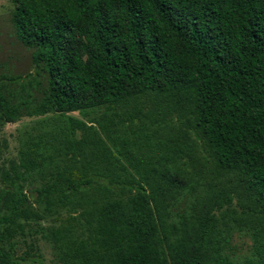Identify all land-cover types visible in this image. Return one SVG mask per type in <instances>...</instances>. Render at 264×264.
Masks as SVG:
<instances>
[{
    "label": "trees",
    "instance_id": "1",
    "mask_svg": "<svg viewBox=\"0 0 264 264\" xmlns=\"http://www.w3.org/2000/svg\"><path fill=\"white\" fill-rule=\"evenodd\" d=\"M10 1L46 84L24 111L0 86L2 118L104 106L129 129L111 149L81 122L71 166L35 189L45 210H67L47 232L57 264H236L214 250L215 211L235 197L264 251V0ZM182 161L190 181L207 176L208 208L173 221ZM21 179L15 166L2 173L0 264H42L15 255L44 216Z\"/></svg>",
    "mask_w": 264,
    "mask_h": 264
},
{
    "label": "rangeland",
    "instance_id": "2",
    "mask_svg": "<svg viewBox=\"0 0 264 264\" xmlns=\"http://www.w3.org/2000/svg\"><path fill=\"white\" fill-rule=\"evenodd\" d=\"M12 7L10 0H0V86L9 103L20 105V111H24L21 101L38 103L46 81L44 72L34 66L32 49L21 44L16 37L10 19ZM108 112L104 106L66 114L47 112L26 115L21 112L15 121L7 122L0 111V187L3 184L2 173L11 171L15 166L22 175L21 185L30 195L32 205L44 215L37 221H31L24 235L15 238V255L34 251L41 255L42 264H57L55 249L47 232L67 215V210H45L44 202L35 201L34 191L44 180L43 176L71 166L73 150L67 148L85 134L81 122L94 127L106 145L114 149L112 141L115 139L119 143L121 140H117L118 136L128 133L129 129L126 123H119L120 118L108 115ZM153 141L155 138H151L148 144L144 142L143 152L148 153L153 149ZM36 147L37 153H33L31 149ZM184 162H180V194L171 205L173 221L179 220L182 214L188 215L208 208V205H203L206 199H202L207 191L204 185L207 176L197 169L190 181L193 167ZM238 201L235 197L232 205L215 211V253L226 255L236 264H264V251L259 249L262 237L255 231L256 223L243 216ZM30 245L33 249L29 248Z\"/></svg>",
    "mask_w": 264,
    "mask_h": 264
}]
</instances>
